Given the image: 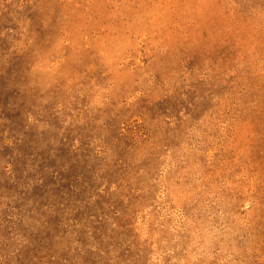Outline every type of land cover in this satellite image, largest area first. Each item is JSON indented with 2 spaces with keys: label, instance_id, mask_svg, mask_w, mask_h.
<instances>
[{
  "label": "rangeland",
  "instance_id": "obj_1",
  "mask_svg": "<svg viewBox=\"0 0 264 264\" xmlns=\"http://www.w3.org/2000/svg\"><path fill=\"white\" fill-rule=\"evenodd\" d=\"M0 264H264V0H0Z\"/></svg>",
  "mask_w": 264,
  "mask_h": 264
},
{
  "label": "bare ground",
  "instance_id": "obj_2",
  "mask_svg": "<svg viewBox=\"0 0 264 264\" xmlns=\"http://www.w3.org/2000/svg\"><path fill=\"white\" fill-rule=\"evenodd\" d=\"M248 194V193H247Z\"/></svg>",
  "mask_w": 264,
  "mask_h": 264
}]
</instances>
